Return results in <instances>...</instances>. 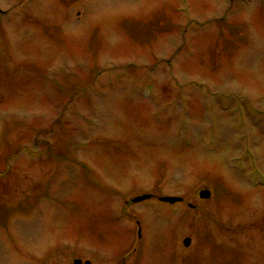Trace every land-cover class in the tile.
Segmentation results:
<instances>
[{"label": "rangeland", "instance_id": "374dc122", "mask_svg": "<svg viewBox=\"0 0 264 264\" xmlns=\"http://www.w3.org/2000/svg\"><path fill=\"white\" fill-rule=\"evenodd\" d=\"M74 259L264 264V0H0V264Z\"/></svg>", "mask_w": 264, "mask_h": 264}, {"label": "water", "instance_id": "95a60500", "mask_svg": "<svg viewBox=\"0 0 264 264\" xmlns=\"http://www.w3.org/2000/svg\"><path fill=\"white\" fill-rule=\"evenodd\" d=\"M200 196L202 198L209 197L210 196V191L207 190V189L201 190L200 191ZM150 197H151L150 194H144V195H141V196H137V197L133 198V202H140V201H143V200L148 199ZM182 199H183L182 197H178V196H163V197H161L162 201L169 202V203H175V202H178V201H182ZM184 242H185L186 246H189L191 244V240L189 238H186L184 240ZM79 263H80V260H77L76 264H79ZM87 264H89V262H87Z\"/></svg>", "mask_w": 264, "mask_h": 264}, {"label": "flooded vegetation", "instance_id": "af4514ba", "mask_svg": "<svg viewBox=\"0 0 264 264\" xmlns=\"http://www.w3.org/2000/svg\"><path fill=\"white\" fill-rule=\"evenodd\" d=\"M188 204H189V203H188ZM137 223L139 224V222H138V221H137ZM142 236H143L142 234H140V235H139V240H141V239H142ZM87 262H89V264H92V262H91V261H89V260H84V261H81V262H80V264H87ZM73 264H76V263H75V260H73Z\"/></svg>", "mask_w": 264, "mask_h": 264}]
</instances>
